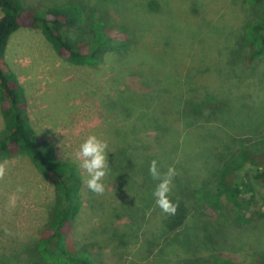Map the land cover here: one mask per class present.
Returning <instances> with one entry per match:
<instances>
[{"label": "rangeland", "instance_id": "1", "mask_svg": "<svg viewBox=\"0 0 264 264\" xmlns=\"http://www.w3.org/2000/svg\"><path fill=\"white\" fill-rule=\"evenodd\" d=\"M102 1L116 2L118 8L122 0ZM140 1L119 8L126 35L133 38L131 50L110 54L95 69L61 61L30 29L15 32L6 48L5 60L24 89L36 136L49 143L59 160L75 164L81 175L82 211L69 245L86 251L98 264H210L217 253L246 264H264V220L238 226L234 208L223 201L222 212L213 219L203 221L200 209L192 207L182 225L163 230L158 223L162 210L155 200H140L142 176L129 172L132 180L125 181L116 169L130 154L125 148L155 143V123L160 130L169 125L148 111L143 121L137 120V110L143 108L131 105L132 94L150 95L151 105L158 98L170 99L180 113L186 100L195 105L211 96L218 102L211 114L206 109L192 120L181 118L167 138L163 171L173 166L177 185L190 177L205 178L217 162V138L223 137L233 149L237 141L264 138V57L248 61L241 39L244 23L264 16V5L252 7L247 0H196L200 25L191 26L176 20L167 3L158 0L162 9L142 11L137 8ZM93 2L24 0L30 7L74 3L88 13L96 14V9L101 17L104 13ZM175 3L179 12L181 2ZM61 33L75 42L89 36L86 28ZM150 64L157 70L150 71ZM91 133L108 143L110 170L103 180V195L87 188L76 158L79 144ZM7 161V173L0 179V258L6 264H29L24 261L25 252L47 221L53 192L27 159ZM250 183L241 200L256 209L264 184Z\"/></svg>", "mask_w": 264, "mask_h": 264}, {"label": "trees", "instance_id": "2", "mask_svg": "<svg viewBox=\"0 0 264 264\" xmlns=\"http://www.w3.org/2000/svg\"><path fill=\"white\" fill-rule=\"evenodd\" d=\"M141 0L137 8L144 11L155 8L159 2L168 4V9L182 24L200 25L196 20V0ZM169 1V2H168ZM181 2L182 9H174L175 2ZM136 0H122L118 8L114 4L94 0L95 6L102 11V16L88 13L78 4L67 3L41 7L27 6L24 0H0V159L7 160L23 157L33 168L49 182L53 199L48 211L47 221L39 229L37 238L25 252L24 261L29 264H98V260L82 249H75L69 245V236L75 228L76 221L82 211L80 172L75 164L59 160L53 153L49 143L36 136L28 118V102L24 89L17 76L12 72L5 60V52L10 37L19 29L37 31L44 42L52 49L61 61L79 68L95 69L99 67L110 54L129 52L133 38L128 37L124 26L120 22L119 8ZM249 5H264V0H247ZM159 4L158 8L162 9ZM36 8H42L38 12ZM264 9V7H262ZM196 13V14H195ZM87 29L89 36L80 42L72 41L62 35V29ZM241 39L247 49V60L264 57V16L247 20L242 26ZM150 71L157 70L153 64ZM148 71V69H147ZM131 105L138 103L136 119L143 121L144 112L158 120H168L169 125L154 124L155 143L151 146H130L125 148L130 154L117 167L120 178L131 181L129 172L140 174L144 182L139 194L140 200L153 201V192L157 181L149 173L152 160L163 173L162 156L168 151L166 141L178 128L177 122L193 119L201 111L207 109L208 114L218 109V102L211 96L205 97L201 103L185 102V109L178 112L179 106L174 107L170 99L158 98L155 104H149L150 95L145 93L132 94ZM136 98V99H134ZM172 100V99H171ZM136 101V102H135ZM170 101V102H169ZM211 112H210V111ZM132 109H129L131 112ZM189 115V116H188ZM145 119V118H144ZM149 119V118H148ZM174 126H177L173 128ZM216 164L207 172L205 178L190 177L187 183L177 185L172 181V191L169 199L177 205L174 215L162 212L158 221L163 230H172L183 224L190 212V208H199L202 220L215 217V213L222 212L223 201L234 208V223L238 226L264 220V195L256 209H249L241 200V194L251 189L252 184H264V138L251 142L237 141L236 148L224 144L223 137L217 138ZM159 149V150H158ZM132 153L134 156L132 157ZM134 158V160L132 159ZM131 165V166H130ZM169 167V166H168ZM129 169V170H128ZM168 169V168H167ZM167 169L165 171H167ZM253 170V173H249ZM122 173V174H121ZM210 264H246L234 257H227L222 253L213 254ZM0 264H6L0 258ZM15 264V263H14Z\"/></svg>", "mask_w": 264, "mask_h": 264}, {"label": "clouds", "instance_id": "3", "mask_svg": "<svg viewBox=\"0 0 264 264\" xmlns=\"http://www.w3.org/2000/svg\"><path fill=\"white\" fill-rule=\"evenodd\" d=\"M107 150V141L91 133L82 140L76 152L78 167L86 177L87 188L97 195L104 194L103 180L110 170ZM7 167V160L0 162V179L5 177ZM149 173L152 179L158 182L153 192L156 205L165 214L174 215L177 205L169 199V194L172 191V181L176 175L175 168L169 166L166 172L161 173L157 161L152 160L149 165ZM17 191H23V189L18 188Z\"/></svg>", "mask_w": 264, "mask_h": 264}]
</instances>
